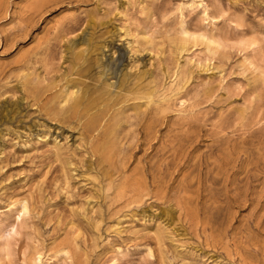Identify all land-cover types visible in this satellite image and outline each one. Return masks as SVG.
<instances>
[{
	"label": "rangeland",
	"instance_id": "rangeland-1",
	"mask_svg": "<svg viewBox=\"0 0 264 264\" xmlns=\"http://www.w3.org/2000/svg\"><path fill=\"white\" fill-rule=\"evenodd\" d=\"M0 264H264V0H0Z\"/></svg>",
	"mask_w": 264,
	"mask_h": 264
},
{
	"label": "bare ground",
	"instance_id": "bare-ground-1",
	"mask_svg": "<svg viewBox=\"0 0 264 264\" xmlns=\"http://www.w3.org/2000/svg\"><path fill=\"white\" fill-rule=\"evenodd\" d=\"M80 93H81V92H80ZM81 95H82V94H81ZM81 95H80V96H81ZM77 97H78V95H77Z\"/></svg>",
	"mask_w": 264,
	"mask_h": 264
}]
</instances>
